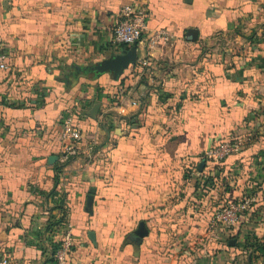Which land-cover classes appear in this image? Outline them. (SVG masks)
<instances>
[{
    "label": "crops",
    "instance_id": "crops-1",
    "mask_svg": "<svg viewBox=\"0 0 264 264\" xmlns=\"http://www.w3.org/2000/svg\"><path fill=\"white\" fill-rule=\"evenodd\" d=\"M123 4L172 42L146 63L138 46L117 80L66 81L127 47L112 40ZM0 42V258L55 264L70 224L69 264H264V0H0ZM67 116L82 139L64 159ZM227 138L241 151L205 158ZM251 194L213 240L210 216Z\"/></svg>",
    "mask_w": 264,
    "mask_h": 264
},
{
    "label": "built area",
    "instance_id": "built-area-1",
    "mask_svg": "<svg viewBox=\"0 0 264 264\" xmlns=\"http://www.w3.org/2000/svg\"><path fill=\"white\" fill-rule=\"evenodd\" d=\"M119 21L113 28L112 40L117 45L130 46L136 42V48L141 47L144 57L141 63H146V58L151 49L160 44L167 45L173 40V33L167 29L159 28L147 30L145 25V11L136 8L133 4L121 5ZM6 53L0 42V70H7ZM63 137L68 140L64 146L63 158L68 159L77 153V144L82 139L79 127L73 123L72 117L67 116L64 120ZM245 142L241 139H227L205 150L206 159L216 164L223 163L227 157L240 152ZM256 201V196L251 194L238 201H230L219 206L210 216L207 231L213 240H219V227L226 230L232 229L239 221L240 215ZM72 245L71 225L67 224L59 244L54 251L55 264H69L68 253ZM0 264H11L7 259L0 258Z\"/></svg>",
    "mask_w": 264,
    "mask_h": 264
},
{
    "label": "water",
    "instance_id": "water-1",
    "mask_svg": "<svg viewBox=\"0 0 264 264\" xmlns=\"http://www.w3.org/2000/svg\"><path fill=\"white\" fill-rule=\"evenodd\" d=\"M197 36L196 29H188L186 31V38L190 41H194ZM137 60V48L136 42L127 47H122L118 52L110 54L108 57L97 61L89 65H76L72 64L71 70L65 74L66 81H70L71 78H78L79 75H84L89 80H94L102 74H109L114 80H117L123 72L130 66L135 64ZM99 109V104L95 103L90 112L91 117H95ZM56 157L51 155L48 157L49 163L54 161ZM94 189H89V193L86 196L85 209L90 211L91 202L93 198ZM147 234V229L143 221L138 223V227L133 233L130 234V239L135 243H140L142 237ZM89 237L94 241V235L89 232Z\"/></svg>",
    "mask_w": 264,
    "mask_h": 264
},
{
    "label": "trees",
    "instance_id": "trees-1",
    "mask_svg": "<svg viewBox=\"0 0 264 264\" xmlns=\"http://www.w3.org/2000/svg\"><path fill=\"white\" fill-rule=\"evenodd\" d=\"M122 47H124V46H122ZM227 139H231V138H227ZM227 139H223V140H227ZM223 140H222V141H223ZM219 143H220V142H219ZM254 245H255V244H254ZM255 246L258 247L261 251L264 252V245L257 243Z\"/></svg>",
    "mask_w": 264,
    "mask_h": 264
}]
</instances>
